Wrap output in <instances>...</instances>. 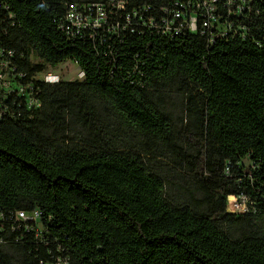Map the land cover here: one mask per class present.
Here are the masks:
<instances>
[{
	"label": "trees",
	"instance_id": "16d2710c",
	"mask_svg": "<svg viewBox=\"0 0 264 264\" xmlns=\"http://www.w3.org/2000/svg\"><path fill=\"white\" fill-rule=\"evenodd\" d=\"M82 1L107 0H0V50L41 102L0 93V264H264V0L212 44L72 39L59 22ZM67 61L82 81L38 79ZM35 209L42 237L11 232Z\"/></svg>",
	"mask_w": 264,
	"mask_h": 264
},
{
	"label": "built area",
	"instance_id": "2783aa9c",
	"mask_svg": "<svg viewBox=\"0 0 264 264\" xmlns=\"http://www.w3.org/2000/svg\"><path fill=\"white\" fill-rule=\"evenodd\" d=\"M258 13L255 0H169L163 6L143 0L82 1L66 4L59 28L72 39L105 41L133 35L147 28L170 38L186 33L199 34L207 37L212 44L217 38L226 36L246 37L248 24L254 23V16ZM10 17L13 18V15L10 14ZM0 57V93L3 91L4 97L15 94L23 98L28 110L39 108L41 102L31 84L15 85L16 77L22 78L23 75L17 74L8 60L14 57V53L0 50ZM45 73L39 75L38 79L46 83L61 81L58 76ZM2 116L0 112V118ZM247 202L246 197L230 196L231 209L228 206V210L234 214L245 213ZM42 216L39 209L17 211L10 217L11 232L24 230L34 232L37 238L42 237ZM0 220H6L1 210ZM0 243H4V240L0 239ZM56 264H68V261L58 259Z\"/></svg>",
	"mask_w": 264,
	"mask_h": 264
},
{
	"label": "rangeland",
	"instance_id": "374dc122",
	"mask_svg": "<svg viewBox=\"0 0 264 264\" xmlns=\"http://www.w3.org/2000/svg\"><path fill=\"white\" fill-rule=\"evenodd\" d=\"M46 74L56 75L60 80L64 81H82L84 78L81 69L72 61H67L56 67H49L45 75ZM230 207L231 206L229 205V209H231Z\"/></svg>",
	"mask_w": 264,
	"mask_h": 264
},
{
	"label": "bare ground",
	"instance_id": "6f19581e",
	"mask_svg": "<svg viewBox=\"0 0 264 264\" xmlns=\"http://www.w3.org/2000/svg\"><path fill=\"white\" fill-rule=\"evenodd\" d=\"M232 199V198H231Z\"/></svg>",
	"mask_w": 264,
	"mask_h": 264
}]
</instances>
